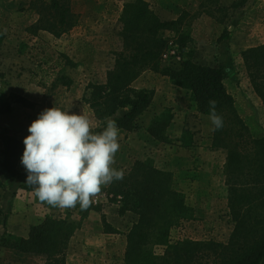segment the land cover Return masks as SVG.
<instances>
[{
    "label": "trees",
    "instance_id": "trees-1",
    "mask_svg": "<svg viewBox=\"0 0 264 264\" xmlns=\"http://www.w3.org/2000/svg\"><path fill=\"white\" fill-rule=\"evenodd\" d=\"M73 0H37L31 6L38 11L39 20L30 27L33 35L48 32L56 38L78 24V15L71 8ZM224 0H204L195 13L183 11L176 20H163L145 0H129L123 4L119 17L120 50L108 71L104 83H90L83 102L92 111L102 131L105 118L114 120L120 132L133 133L141 129L139 120L153 104L155 90L137 89L133 84L146 71L169 78L171 84L186 91L198 115L208 117L209 101H217V114L223 127L213 130L211 149L225 153V188L227 217L233 225L226 243L215 240L172 241L171 233L184 222L195 220V209L177 189L174 175L160 169L151 158L136 160L122 180L112 182L106 190L109 202L119 206V216L132 213L137 221L126 234L124 264H264V134L255 137L241 117L235 97L229 92L224 65L200 63L198 52L192 48V23L202 14L224 24L231 9L237 10L247 0L234 2L229 8ZM220 13L222 18L216 17ZM0 35V43L2 42ZM227 39L223 35L220 40ZM177 47L181 55L179 68L162 66V56ZM66 64L72 67L69 59ZM242 59L251 86L264 106V44L242 52ZM67 89L74 84L65 75L57 78ZM56 86V83L55 85ZM13 103L31 106L20 96L12 95ZM124 114L117 117V114ZM10 102L1 113H11ZM174 120L171 109L151 120L147 133L155 142L168 143L167 130ZM3 149L0 167L15 178L21 174L18 165L25 145L8 130L0 133ZM188 145H182L186 148ZM2 183L0 181V187ZM24 190L34 192L25 184ZM103 190V189H102ZM35 193V192H34ZM66 215H48L32 226L28 238L5 233L0 240V264L4 250L45 257V264H66L71 239L81 229L91 211L101 206L90 203L87 209L79 204ZM105 234H120L102 217ZM156 249H162L158 254Z\"/></svg>",
    "mask_w": 264,
    "mask_h": 264
},
{
    "label": "rangeland",
    "instance_id": "rangeland-1",
    "mask_svg": "<svg viewBox=\"0 0 264 264\" xmlns=\"http://www.w3.org/2000/svg\"><path fill=\"white\" fill-rule=\"evenodd\" d=\"M35 1L37 0H0V35L3 37L0 43V133L8 130L10 135L22 141L30 134L28 128L31 123L47 108L57 107L70 114L83 112L91 121L93 113L83 102L86 87L90 83H104L108 71L114 66V54L120 50L118 20L123 4L129 0H73L71 8L78 15V24L60 38L42 31L35 36L30 31V27L39 20L38 11L31 6ZM203 1L191 0L189 6H186L193 9ZM228 1V5H225V0L221 4L230 8L234 2H239ZM150 5L156 13L155 6ZM183 5L180 1L177 8H182ZM227 14L228 19L224 24L205 14L195 19L192 23V48L198 52L201 64L226 67L228 75L225 83L229 92L236 94V102L242 115L251 117L247 105L252 104L253 99L244 88L246 86L249 89V78L242 52L264 43V0H247L242 7L231 9ZM216 15L222 18L220 13ZM223 35L227 39L221 41ZM64 57L76 66L67 65ZM181 59L177 47L169 48L162 56V66L177 69ZM62 75L73 79L71 88L67 89L56 82ZM142 82L151 83L156 87L155 90L163 92L153 101L154 113L161 111V114L166 109H171L174 120L167 130L169 140L166 144L155 142L147 134L146 129L151 121L148 118L144 120L145 117L139 120V131L120 132L119 144L133 134L138 136L135 140L143 145L145 142H152L141 149L129 148L127 155L130 162L120 165L124 174L136 160L147 157L153 159L158 168L173 173L177 189L194 207L196 217L194 221L184 222L172 231L173 242L191 239L226 243L233 225L227 217L225 153L211 149L214 125L208 117L197 114L186 91H169L170 87L161 81L157 84L153 75ZM239 90L244 95H239ZM12 95L22 97L31 106L13 103ZM8 102L12 112L1 113ZM159 114H155L151 120ZM244 121L255 137L264 130V127L261 130L260 125L256 127L250 124L249 119ZM191 142L192 145L188 148L182 146ZM2 149L0 141V151ZM96 196L95 194L94 197ZM48 206L49 215H66L75 210L74 207ZM77 213L75 210L76 219L79 218ZM99 225L103 228L102 222ZM114 247V254L101 257L100 252H95L88 256L97 261L95 264H124L126 243L125 249L117 250V243ZM156 252L161 254L162 249H156ZM17 263L38 264L36 261L32 263L21 260Z\"/></svg>",
    "mask_w": 264,
    "mask_h": 264
},
{
    "label": "clouds",
    "instance_id": "clouds-1",
    "mask_svg": "<svg viewBox=\"0 0 264 264\" xmlns=\"http://www.w3.org/2000/svg\"><path fill=\"white\" fill-rule=\"evenodd\" d=\"M217 101L210 100L209 119L215 129L223 127ZM102 131L93 132L90 119L57 107L43 110L28 128L23 141L21 164L27 172L26 184L33 187L41 202L60 208L79 204L87 209L91 198L124 172L113 167L120 148V130L105 118Z\"/></svg>",
    "mask_w": 264,
    "mask_h": 264
},
{
    "label": "crops",
    "instance_id": "crops-1",
    "mask_svg": "<svg viewBox=\"0 0 264 264\" xmlns=\"http://www.w3.org/2000/svg\"><path fill=\"white\" fill-rule=\"evenodd\" d=\"M145 1L149 4H153L158 11H156V13L161 17V19L163 18V20L166 19L167 21L176 20L183 12V10L195 13L200 5L197 4L195 8L190 9V7L188 6L191 0ZM180 1L183 2L184 5L182 8H177ZM228 2V0H225V5H228ZM151 75H153V77L157 79V84H159L160 81L164 84L166 83L170 87L169 91H174L176 93L183 91L179 88L174 87L171 84L169 78L160 74H153V72H145L133 84V86L137 89L155 90L156 87L151 85V83L142 82L145 79H149ZM244 88L248 90L247 95L251 99H253V103L247 105L249 110L251 111L249 116H252L244 117L242 115V112L240 111L238 103L236 102L237 108H239V113L246 121L247 119L251 120L250 124H253L256 127L260 125L259 127H261L262 130V127H264V106L259 97L254 92L250 81L249 89H247L246 86ZM155 92L156 94L154 101H156V98L159 94H163V92L159 91V89H156ZM160 92H162V94ZM242 93L243 91L239 90L238 94L244 95ZM232 95L235 97V99L237 98L236 94L233 93ZM153 109L154 102L149 111L142 118L145 117L144 120L148 118V121H151L152 117L155 114H159L161 112L155 111L156 113H154ZM123 114L124 111H121L117 114V117H120ZM91 121V130L94 132L96 129L100 128L101 125L100 122L94 117V115L91 116ZM263 134L264 130L259 133L258 137H261ZM137 137L136 134H133V136L130 135L127 139L125 138V142L120 144V148L115 155V163L113 164V167H115L117 170L118 166L122 165L124 162L125 164H127L126 161L130 162L127 155L130 147L141 149L144 148V146H146L147 144H152V142H145L143 145V143L135 140ZM18 170L21 174V177L15 178L0 167V181L2 183V186L0 187V240L5 233L20 238H28L31 227L40 224L46 218V216L49 215L50 212V207L46 203L39 201L34 192H29L23 189L27 180V172L21 164V160L18 165ZM119 170L123 171L121 166L119 167ZM109 185L102 186L101 191L96 194V197L92 199L91 204L94 206H102V210L100 212L91 211L87 219L84 220L81 229L78 230L75 236L71 239L66 264H95L94 262L97 261L93 260L92 258L90 259L88 255H90L91 253L95 254V252H100L101 257L107 256V254L109 253L114 254L116 252V249H114L115 243H117V245L119 244L117 250L120 248L125 249L126 234L130 230L132 225L137 221V216L132 213H127L124 216H119V206L111 204L108 199L106 190L108 189ZM103 216L106 218L107 223L110 224L114 229H116L120 234L113 235L104 233L103 228H101V225H99L102 222ZM2 257L3 260L9 264H19L17 263L18 260L29 261L32 263L33 261H36L38 262V264H45L46 260L43 256L23 254L8 249L4 250ZM105 264H107V262Z\"/></svg>",
    "mask_w": 264,
    "mask_h": 264
}]
</instances>
